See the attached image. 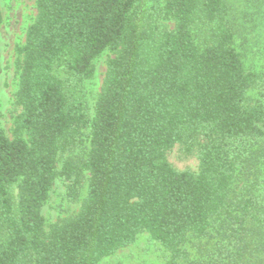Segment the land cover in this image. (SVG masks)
<instances>
[{
    "label": "trees",
    "instance_id": "trees-1",
    "mask_svg": "<svg viewBox=\"0 0 264 264\" xmlns=\"http://www.w3.org/2000/svg\"><path fill=\"white\" fill-rule=\"evenodd\" d=\"M141 1H36L17 48L12 139L0 114V264H100L142 233L168 253L164 264H182L183 245L211 232L209 264H258L264 187L249 197L234 184L264 143V74L244 68L229 0H163L157 11ZM105 51L113 57L90 118L71 90ZM86 130L85 158L58 168ZM176 146L197 157L196 173L169 164ZM56 180L80 206L46 230L42 211Z\"/></svg>",
    "mask_w": 264,
    "mask_h": 264
},
{
    "label": "rangeland",
    "instance_id": "rangeland-1",
    "mask_svg": "<svg viewBox=\"0 0 264 264\" xmlns=\"http://www.w3.org/2000/svg\"><path fill=\"white\" fill-rule=\"evenodd\" d=\"M37 0H0L3 22L0 27V114L1 125L7 137L12 139L13 119L20 110L15 105V93L18 84L17 48L25 41L27 29L36 17ZM163 0H142L141 9L157 11ZM228 23L235 34V47L240 53L246 71L264 74V0H229ZM160 26L166 30L174 29V24L161 20ZM113 54L105 51L95 62L93 76L80 83L72 91L76 104L83 106L90 118L93 116L96 98L106 73L107 62ZM58 77L65 81L66 75L57 72ZM249 98L257 99V92L251 90ZM89 130H86L80 148L61 155L58 158V168L66 159L81 160L85 158L89 147ZM167 161L177 171H198V159L195 155L186 156L179 146L168 155ZM87 183L81 189V198L86 193ZM264 187V143L252 147L237 172L234 184L237 193L250 196H260ZM80 203H70L65 196V188L60 180H56L49 194V199L43 208L42 215L46 230L62 219L76 214ZM217 236L211 232L210 237L201 240L190 239L183 245L188 254V260L182 264H209L210 253L216 248ZM258 264H264V246L254 255ZM168 253L155 243L147 233L140 234L135 242L114 255L105 258L100 264H164ZM226 264H245V260H237Z\"/></svg>",
    "mask_w": 264,
    "mask_h": 264
}]
</instances>
